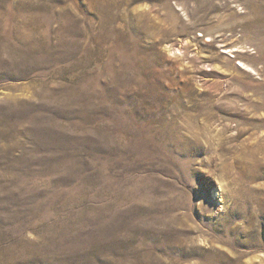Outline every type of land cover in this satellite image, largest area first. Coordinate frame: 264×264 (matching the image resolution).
<instances>
[{"label":"rangeland","instance_id":"obj_1","mask_svg":"<svg viewBox=\"0 0 264 264\" xmlns=\"http://www.w3.org/2000/svg\"><path fill=\"white\" fill-rule=\"evenodd\" d=\"M0 264H264V0H0Z\"/></svg>","mask_w":264,"mask_h":264}]
</instances>
